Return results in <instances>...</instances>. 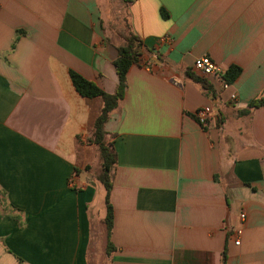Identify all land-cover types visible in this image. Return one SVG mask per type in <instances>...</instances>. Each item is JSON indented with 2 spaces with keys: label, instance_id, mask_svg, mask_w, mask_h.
I'll list each match as a JSON object with an SVG mask.
<instances>
[{
  "label": "crops",
  "instance_id": "0c3cea01",
  "mask_svg": "<svg viewBox=\"0 0 264 264\" xmlns=\"http://www.w3.org/2000/svg\"><path fill=\"white\" fill-rule=\"evenodd\" d=\"M130 33L138 61L104 125L107 254L101 100L68 71L112 93ZM201 55L217 73L193 70ZM263 90L264 0H0V264H264V106L240 113Z\"/></svg>",
  "mask_w": 264,
  "mask_h": 264
},
{
  "label": "trees",
  "instance_id": "16d2710c",
  "mask_svg": "<svg viewBox=\"0 0 264 264\" xmlns=\"http://www.w3.org/2000/svg\"><path fill=\"white\" fill-rule=\"evenodd\" d=\"M122 3H126L129 0H119ZM140 44V40L137 36L130 33L124 36L123 42L117 47L118 54L116 59L114 60V66L116 75L118 78L116 87L112 93L105 92L102 90L96 83L84 78L79 73L69 70L68 74L72 85L75 90L83 97L91 99L98 97L101 100V107L93 119L91 132H90V141L97 146L99 159H100V167L99 171L96 175L97 180L103 185L105 189V217L104 222L107 230V244H106V252L109 254L113 249V245L110 242V230L112 227V206L109 201L110 190L112 188L113 181V169L116 163V152L113 146V141L111 138H108V134L105 131L104 125L107 121L109 114L112 110H114L122 98L125 90V80L126 73L128 71L129 66L132 63L138 61V45ZM240 72V67L237 65H231L224 74V79L227 82L233 81L236 76ZM186 75L194 80L202 84L206 87V81L194 74L191 71H186ZM258 105L264 106V90L253 100H251L246 109L240 111V113L247 112L251 107H255ZM226 263V255L223 252L221 256L220 264Z\"/></svg>",
  "mask_w": 264,
  "mask_h": 264
},
{
  "label": "built area",
  "instance_id": "2783aa9c",
  "mask_svg": "<svg viewBox=\"0 0 264 264\" xmlns=\"http://www.w3.org/2000/svg\"><path fill=\"white\" fill-rule=\"evenodd\" d=\"M166 38L169 39L168 36H166ZM192 68L194 71H196L197 73H199L201 75L215 74L219 70L217 68L214 60L208 55H201V56L196 57L193 60ZM228 85H229V82H227L225 79H222V88L225 89L228 87ZM230 98L233 100L235 98V95L231 94ZM210 109H211L210 105H204V106L197 108L194 111V114H193L194 118L196 119V121L200 125H202V126L207 125L208 119H209V114H210ZM240 218L243 219L244 214H241ZM236 233H237V235H239L241 233V229H237ZM238 243H239V241H238V239H236L235 244H238Z\"/></svg>",
  "mask_w": 264,
  "mask_h": 264
},
{
  "label": "rangeland",
  "instance_id": "374dc122",
  "mask_svg": "<svg viewBox=\"0 0 264 264\" xmlns=\"http://www.w3.org/2000/svg\"><path fill=\"white\" fill-rule=\"evenodd\" d=\"M101 186V187H100ZM97 188H100V190H102V185H98V187Z\"/></svg>",
  "mask_w": 264,
  "mask_h": 264
}]
</instances>
